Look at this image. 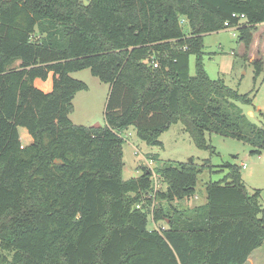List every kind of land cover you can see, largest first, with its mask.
<instances>
[{
  "label": "trees",
  "instance_id": "obj_1",
  "mask_svg": "<svg viewBox=\"0 0 264 264\" xmlns=\"http://www.w3.org/2000/svg\"><path fill=\"white\" fill-rule=\"evenodd\" d=\"M225 22L246 55L264 0H0V264H245L264 246L260 192L237 164L188 208L173 202L196 194L210 159L165 162L155 197L151 170L122 174L130 127L149 146L181 122L200 149L213 152L216 133L264 153V126L238 104H252L250 93L205 68L204 37ZM252 63L256 79L264 60ZM88 68L110 85L103 126L70 118L88 88L71 73ZM149 216L166 228H150Z\"/></svg>",
  "mask_w": 264,
  "mask_h": 264
},
{
  "label": "rangeland",
  "instance_id": "obj_2",
  "mask_svg": "<svg viewBox=\"0 0 264 264\" xmlns=\"http://www.w3.org/2000/svg\"><path fill=\"white\" fill-rule=\"evenodd\" d=\"M82 1L84 4H88L90 0ZM183 28L189 32L187 21L183 23ZM255 34L251 52H247L244 56L242 55L244 45L238 41V32L222 30L206 35L204 37V64L212 79H224L230 87L237 89L240 93H250L253 98L252 104H238L251 122L264 126V65L263 73L255 79L254 64L248 61L252 53L258 54L259 52L260 54L262 52L260 50L262 47L258 43L263 40L264 25H261ZM195 61L196 57L192 55L190 58V73L192 75L195 74ZM71 76L88 85L87 89L78 91L74 97V109L70 113L71 120L75 124L86 126L105 125L104 116L110 85L95 76L89 68L72 72ZM40 83L49 89L48 82L40 81ZM19 131L24 134L22 143L29 144L31 136L28 131L25 128H20ZM25 134L28 135L27 138H25ZM122 136L125 138L122 173L124 179L139 177L146 169L156 173V169L167 161L187 162L193 159L191 163L201 166L206 163L207 159L211 160L213 167L199 175L196 194L191 198L174 201V207L188 208L205 203L208 182L225 179L228 170L224 168V165L232 163L241 167L242 182L248 191L251 194L257 190L260 192L259 202L264 208V153L260 156L252 154L253 147L248 142L213 133L208 135V143L213 146L214 151L200 149L190 134L184 130V125L181 122L174 123L162 133L160 140L163 142V147L149 146L139 138L133 127L128 128ZM243 163H246L247 166L243 167ZM158 184L159 189L166 186L161 179ZM164 204L167 203L164 202ZM166 226L164 222L158 223L152 216H149L150 228H166ZM1 255L5 256L8 253L2 251ZM261 264H264V257L261 259Z\"/></svg>",
  "mask_w": 264,
  "mask_h": 264
},
{
  "label": "crops",
  "instance_id": "obj_3",
  "mask_svg": "<svg viewBox=\"0 0 264 264\" xmlns=\"http://www.w3.org/2000/svg\"><path fill=\"white\" fill-rule=\"evenodd\" d=\"M261 27V26H260ZM257 33V32H256ZM255 35V37H256V34H254ZM260 37H261V33H260V35H259ZM258 44H260V46L262 47L260 50L262 51L260 54H259V52H258V54L257 53H252L251 55H250V58L248 59V61H250L251 63H252V61L255 59V58H257V57H262L263 58V60H264V46H262V44H264V37H263V40H262V42L260 41V43H258ZM244 52L245 51H243V56H244ZM251 52V51H250ZM249 52V53H250ZM257 56V57H256ZM263 73V72H262ZM261 73V74H262ZM260 74V75H261ZM259 75V76H260ZM261 110V109H260ZM262 111V110H261ZM263 114V113H262ZM20 135H21V139H22V142H24L23 141V136H24V134H22V133H20ZM28 137V135H26L25 134V138H27ZM31 141H32V138H31ZM30 141V142H31ZM29 142V143H30ZM260 156V155H259ZM243 164H245V163H243ZM243 166V165H242ZM244 167V166H243ZM264 255V249H262V247H260V248H258V249H256L252 254H251V256L249 257V259L247 260V262L245 263V264H261V259L264 257L263 256Z\"/></svg>",
  "mask_w": 264,
  "mask_h": 264
},
{
  "label": "built area",
  "instance_id": "obj_4",
  "mask_svg": "<svg viewBox=\"0 0 264 264\" xmlns=\"http://www.w3.org/2000/svg\"><path fill=\"white\" fill-rule=\"evenodd\" d=\"M234 16H236V14H234ZM240 17L241 18H245V15L244 14H241ZM184 22L185 21L183 20L182 23H184ZM237 27H238L237 25L236 26H231L229 24V22H225V28H226V30H232L234 32H237ZM234 35H235V33H234ZM153 64H154L155 67L158 66V62H154ZM243 166L246 167L247 164L245 163V164H243ZM159 179H160L159 178V175L157 173H153L152 172V180H153V183H154V191L155 192L152 193L151 195L154 196V197L156 195V192L159 190V184H158ZM138 207H140V205H138ZM156 229H159V228H156Z\"/></svg>",
  "mask_w": 264,
  "mask_h": 264
},
{
  "label": "water",
  "instance_id": "obj_5",
  "mask_svg": "<svg viewBox=\"0 0 264 264\" xmlns=\"http://www.w3.org/2000/svg\"><path fill=\"white\" fill-rule=\"evenodd\" d=\"M192 161H193V159H190V160H189V162H192Z\"/></svg>",
  "mask_w": 264,
  "mask_h": 264
}]
</instances>
